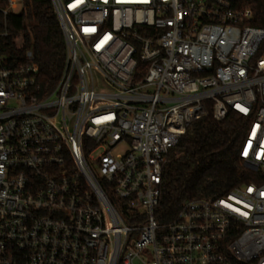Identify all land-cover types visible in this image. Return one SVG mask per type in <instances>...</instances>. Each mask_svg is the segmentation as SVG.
<instances>
[{
	"label": "built area",
	"instance_id": "built-area-1",
	"mask_svg": "<svg viewBox=\"0 0 264 264\" xmlns=\"http://www.w3.org/2000/svg\"><path fill=\"white\" fill-rule=\"evenodd\" d=\"M250 1L52 0L56 86L42 91L32 51L0 57V264H264V15ZM19 7L0 0V38ZM230 110L250 118L242 158L260 182L159 220L169 153Z\"/></svg>",
	"mask_w": 264,
	"mask_h": 264
},
{
	"label": "trees",
	"instance_id": "trees-1",
	"mask_svg": "<svg viewBox=\"0 0 264 264\" xmlns=\"http://www.w3.org/2000/svg\"><path fill=\"white\" fill-rule=\"evenodd\" d=\"M250 2L256 13L264 15V0ZM253 24L264 27V19ZM7 28L8 36L0 38V57L7 64H20L26 52L32 51L37 83L45 94L50 92L63 74L67 57L52 0H23L21 11L8 15ZM145 68L138 64V71ZM249 123V117L230 110L222 120L210 111L189 126L163 167L155 210L159 220L173 219L190 199L221 197L237 187L260 182L259 173L247 168L242 158Z\"/></svg>",
	"mask_w": 264,
	"mask_h": 264
},
{
	"label": "rangeland",
	"instance_id": "rangeland-1",
	"mask_svg": "<svg viewBox=\"0 0 264 264\" xmlns=\"http://www.w3.org/2000/svg\"><path fill=\"white\" fill-rule=\"evenodd\" d=\"M20 6H21V5H20ZM18 11H21V7H19ZM132 238L135 240V239L137 238V235L134 234V235L132 236Z\"/></svg>",
	"mask_w": 264,
	"mask_h": 264
},
{
	"label": "water",
	"instance_id": "water-1",
	"mask_svg": "<svg viewBox=\"0 0 264 264\" xmlns=\"http://www.w3.org/2000/svg\"><path fill=\"white\" fill-rule=\"evenodd\" d=\"M245 166L247 167V168H251L249 165H247V164H245Z\"/></svg>",
	"mask_w": 264,
	"mask_h": 264
}]
</instances>
